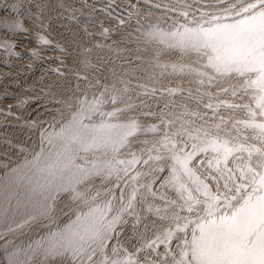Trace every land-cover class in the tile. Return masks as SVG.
<instances>
[{
    "label": "snow or ice",
    "instance_id": "snow-or-ice-1",
    "mask_svg": "<svg viewBox=\"0 0 264 264\" xmlns=\"http://www.w3.org/2000/svg\"><path fill=\"white\" fill-rule=\"evenodd\" d=\"M141 2L106 0L100 11L116 27L98 21L101 36L135 20L142 43L187 62L157 56L151 85L122 73L113 83L77 77L88 87L66 98L48 86L67 114L44 106L29 125L38 143L4 168L6 201L22 197L34 210L24 224L46 216L49 226L17 246L7 234L23 224H7L0 264H264V0L149 5L163 18L146 27ZM162 78L189 87H155ZM57 204L67 210L59 223Z\"/></svg>",
    "mask_w": 264,
    "mask_h": 264
},
{
    "label": "rangeland",
    "instance_id": "rangeland-1",
    "mask_svg": "<svg viewBox=\"0 0 264 264\" xmlns=\"http://www.w3.org/2000/svg\"><path fill=\"white\" fill-rule=\"evenodd\" d=\"M144 1L146 0L138 4V8L142 17H150L142 21L145 27L154 19H159V15L163 18L162 10L153 8L149 12V4L164 5L174 2V0H147L145 3ZM105 3L106 0H0V131L3 132L2 136L0 135V143L6 146L0 147V171L4 169L7 161H12L14 156L11 154L12 151H17V148L29 151L35 146L31 134L34 129L29 125L34 119L39 118L36 114L42 113L44 106L47 108L51 106L48 110L52 112L54 107L57 108L55 109L57 112L65 110L54 105L49 85L61 86L54 89L57 98H66L76 90L77 84L82 90L85 89L88 85L77 79L80 76H86L93 81L113 83L122 73H127L125 78L131 79L133 85H151L152 80L149 76L156 79L160 73L153 63L155 69L151 66V61L155 62L157 56L159 62L163 64L187 62L180 61L177 52L159 51L142 43L144 37L138 31L135 20L121 28L118 34H113L110 39H104L100 34L101 27L98 21H103L105 27H116L115 23L109 22L100 11ZM118 3L127 4L128 0H118ZM37 12L42 13L40 20L36 19ZM152 14H156L157 17ZM17 22L27 31L14 29L12 26ZM15 34L16 37L13 36ZM41 35L49 41L48 45L40 43L38 37ZM114 43L119 44L120 48H113ZM81 45L92 51L85 52ZM42 53L48 55L45 57ZM71 69L75 72V75L73 74L75 81L70 75ZM113 69L116 72L115 77L110 75ZM177 84L189 87L187 81L173 78H162L155 87ZM62 90L64 96H60ZM130 91L138 89L130 88ZM37 99H40L39 103L35 102ZM23 101H27V104L22 103ZM151 111L158 114L160 108L154 105ZM45 119L51 117L46 116ZM153 122L143 121L145 124ZM16 126L18 128L15 130ZM17 153L20 154L18 151ZM4 156L8 159H3Z\"/></svg>",
    "mask_w": 264,
    "mask_h": 264
},
{
    "label": "bare ground",
    "instance_id": "bare-ground-1",
    "mask_svg": "<svg viewBox=\"0 0 264 264\" xmlns=\"http://www.w3.org/2000/svg\"><path fill=\"white\" fill-rule=\"evenodd\" d=\"M124 1H126V0H124ZM146 1H144V3ZM144 5L148 6L147 4H144ZM152 15L155 16L156 14H152ZM157 15H159V14L157 13ZM159 16L161 18V15H159ZM155 17H157V16H155ZM154 21H155V19H154ZM10 33H12V32H10ZM16 34L13 35V36L16 37ZM18 35H20V34L18 33ZM17 37L19 38V36H17ZM20 37H21V35H20ZM20 47H21V45H20ZM21 49H23V48H21ZM43 55L46 57L48 54L44 53ZM155 62L151 61V66H152V63H153V66H155V64H154ZM148 64L150 65V63H148ZM153 68L155 69V67H153ZM158 70H160V69H158ZM70 73H71L70 75L73 77V79L75 81L76 80V78L74 77V75H75L74 73L75 72L72 71V69H71ZM77 75H78V72H77ZM73 79H71L70 81L72 82ZM101 82L102 83H109V82H106V81H104V82L101 81ZM50 99H49V101H50ZM39 100L38 101L35 100V102L39 103L40 102ZM45 104H47V103H45ZM50 107H48V109H51ZM55 109H57V108L54 107L53 112L57 113V111ZM64 112H65V114H67L65 110H64ZM16 128H18V126L15 127V130H16ZM32 129H34V131L31 133L32 136H33L32 137V141L35 140V145H36L38 143L39 132L35 128H32ZM2 134H3V132L0 131V135L1 136H2ZM0 147H6V146L4 144L0 143ZM31 150H32V148H30L29 151H25V152H31ZM11 154L12 155L14 154V156L12 158V161L11 162L7 161L6 164H4V165H8L9 163H12L13 166H14V162L15 161L26 159L25 155H23L21 153L18 154L17 151H15V152L12 151ZM10 157H11V155H10ZM9 176H10V173H8L5 170V168L0 171V235H4L3 229L7 226V224H11L13 227H15L16 224H23L22 228L17 229L13 233H8L7 236H8L9 241L15 243L17 246L27 245L30 242L38 241L41 238V236L46 235L47 227L49 226L47 224L48 217H46V216H38L34 221H31L30 223L24 224V221L27 219L28 215L29 214H34V210L31 207H27V206H25L22 203V200H23L22 197H19V198L18 197H12L11 200H10V203L8 201H6V199H5V194H6L5 184H6L7 178ZM5 211L7 212V216H8L7 221H5L2 218L3 214L5 213ZM66 215H67V210L64 209L61 204H57L56 205V210L52 213V219H54L57 223H59V222H62V221L65 220ZM0 244H3V241H0ZM2 259H3V247H0V260H2ZM40 264H43V261H41ZM48 264H57V262L49 261Z\"/></svg>",
    "mask_w": 264,
    "mask_h": 264
}]
</instances>
